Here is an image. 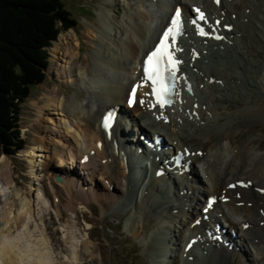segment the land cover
Masks as SVG:
<instances>
[{"label": "bare ground", "instance_id": "1", "mask_svg": "<svg viewBox=\"0 0 264 264\" xmlns=\"http://www.w3.org/2000/svg\"><path fill=\"white\" fill-rule=\"evenodd\" d=\"M152 1L149 0L150 3H154ZM214 1L166 0L168 8L181 5L187 13L191 11L190 6L192 4L201 5L202 10L211 14L212 26H215L224 35L223 41L212 45L219 48L218 50L213 47L204 49L193 44L183 45L184 53L180 55V58L186 60V68L182 79L184 80L187 75L188 79L186 80L192 83L194 76L199 74L200 84L203 85V88L209 87L215 91L213 101L217 104H221L222 100L235 97L233 94H236L237 99L239 98L243 102L251 100L252 103L255 95L261 93L259 97L255 98L257 100L254 101L259 108L255 106L251 112L240 113L237 117L233 116L221 129L216 130L212 124V120L216 119V117H209L205 113L206 110L202 111L204 105H209L210 101L208 100L201 101L200 99L201 102L199 103L198 100L193 99L187 102L188 105L185 106L183 114L178 115L174 119L171 118L169 113L163 112V110L157 111L154 115H149L146 112L145 115V110L141 107L140 102L132 110L126 107L125 98L128 90L127 86H124L123 81H118L117 83L111 81L112 85L107 84L105 86L90 81L92 84H90V87L93 91L91 96H95L97 100L101 101V105L99 104L96 108L94 107L95 103L91 102V104L87 105V109L97 111L94 116L92 115V118L86 117L85 107L81 103L80 105H78L79 103H73L66 110L63 107L64 100L53 99L48 106L53 108L51 110L54 113L56 108L64 109L58 114L60 117H58V125H56L65 127L66 133L71 134V139H74V144H76L75 146L71 143L64 144V151H59L60 153L57 150L53 151L54 155H58L60 161L62 160L59 166L64 169L55 170L50 173V176L54 177V179L58 174L63 177L61 182L56 180V184L62 188V192L68 201V208H74V199H79L86 204L94 200L105 209L112 203L107 201V197L110 194L116 196L115 201L121 200L122 195H125L126 191L136 190L134 188L140 183V180L138 182L137 179L134 182L133 178H136L138 173H140V177L144 173L142 164H136V161L142 160L140 159L142 155L135 156V148L125 145L127 147L125 160V156H122L123 153L121 152L123 151L122 144L127 141L135 144L138 147L137 149H144L147 145L144 140L140 139V136L143 135L147 139L151 137L152 141L154 136L159 133L161 136L168 138V140L164 138L165 144L171 141L172 145L174 144L177 149L185 150V148H188L191 151L194 155L188 158L192 160L191 171L188 174L184 172L183 175L179 172L175 173V175L180 174L182 177H177V182L173 178L174 186L170 183L171 187H162L160 181H165L166 175L170 177L169 174H165L160 178L156 176L157 170L163 167L157 162L156 156H154V158L152 157L150 169L151 176L147 183L145 180H147L149 171L148 162H145L147 173L144 174L145 180L139 185L136 201L140 214L144 216L148 215L146 214L147 212H154L156 214L152 215L154 216L153 218H156L157 215L165 217L164 220L169 221L170 224L163 223V227L166 230L170 229V231H165L163 237H170V232L175 231L172 224H179L178 222L180 221L178 219L182 220L184 229L180 230L183 234V236L181 235L182 242L180 244L184 243V247H186L190 239L199 238V241L189 251H185L187 257H195V259L201 257L203 261L210 260V263L213 264L221 262L229 264H264V153L251 147L253 142L256 141L255 139H240L241 132H244V128L250 124L246 119L264 113V20H262L263 18L261 19V16L253 14L254 9H264V0H221L219 7ZM238 1H240L239 5H241L242 9L238 8L235 10L234 8H237ZM163 2V0H156V4L160 3L159 5H162ZM167 3L164 2L166 7L162 6V8L165 7L164 9L167 10L165 11L166 13L168 12V9H166ZM240 15L244 18L240 19ZM139 17L131 18L132 23L130 25L127 24L124 28L127 34L126 39L121 38L122 40L117 43L114 41L113 43L114 46L118 47L116 52H114L116 61L122 63L121 67L124 70L134 72V75L127 78L128 85L134 82L139 73L137 68L133 69L132 64H136L137 59L149 50L157 32V26L163 23L162 20L161 23H157V26L153 28L151 24L155 21L157 22L154 16H146L145 19L148 20V25L141 24ZM217 19H220L221 22L218 23ZM239 22H241V25L244 22L248 24L243 26V28H238ZM228 27H231V31H227ZM100 28L103 31L105 30L104 27ZM95 31L94 29L93 35H95ZM191 33L197 41H201L196 36L198 30L191 31ZM105 34L108 35L109 32L106 31ZM141 39H144V41L140 42ZM94 41L100 46L104 39L96 36ZM58 47L57 50L60 51ZM221 49L223 54L220 52ZM195 51L199 52L197 57H195ZM66 52L72 58L78 56L76 52ZM66 52L64 53L65 55ZM99 52L102 56L100 57V60H102L100 62V70L103 73L106 71L107 66H111V57L102 51ZM103 55H106V57H103ZM120 57L122 60H120ZM63 58L64 60L59 66L60 72H62V68L65 69L70 63L65 57ZM220 58L226 61L225 65H223L224 62L222 65L217 64L221 61ZM253 58H259V61L254 62ZM206 59H208L207 62L213 60L217 63L214 65L206 64ZM260 61L263 62V65ZM112 64L114 65V63ZM126 65L129 66L127 67ZM73 72L70 73V76ZM87 73L88 68L79 74L81 81L76 80L84 83L85 79L81 78L86 76ZM89 80L90 78H88ZM81 94L82 92L78 95L80 96ZM77 101L78 99L76 98L75 102ZM82 107L84 109H81ZM111 107H119L118 112L120 115L113 131L110 132L113 138L109 141L107 134L100 129L99 116L105 109ZM209 108L211 109L210 106ZM209 108L207 109L208 111ZM54 113H51L52 116ZM140 113L142 114L139 118L138 115ZM52 116L51 121L54 122ZM166 118L170 120L168 124L164 123ZM208 121H211L210 127L205 129L204 126L208 127ZM128 129L132 131L131 134H129L130 131ZM166 129H168V132H160ZM115 132H117V138ZM53 139L56 138L53 137ZM100 143L101 145H99ZM35 151L34 149L28 151L26 156L34 160L35 156L33 154ZM169 155L160 157L159 161L164 162L166 160L170 162L171 157ZM68 157L72 161H69ZM87 157L88 160L86 161ZM64 158L66 159L65 161L63 160ZM66 161H68L67 165L71 166L68 171L66 169L67 166L65 167ZM49 163L50 161L48 162L47 160L46 165L50 166ZM199 163L202 164L203 178L202 176L200 178L196 169V165ZM100 165L103 167L102 170L104 172L110 171L113 177H103V173H100ZM130 173H132L130 175L132 176V183L130 181L127 183ZM171 174L173 175L174 172ZM239 176H245L246 179L237 178ZM100 177L102 178L101 181L99 180ZM84 178L89 184L91 183L90 186L92 188L97 186L96 181L98 180L101 184L95 190H92L85 185ZM238 182H243V186L238 185ZM152 183L157 184L155 187L157 192L153 193L154 190H151L153 196L160 195L161 199L152 198L150 206L149 202L151 200L146 199V189ZM16 185L18 184L15 181L10 160L2 156L0 158V264H55L56 258L52 253L49 240L42 238V236H46L44 234L45 231H41L38 238L30 240L31 237H34L31 234L35 232L34 230L31 231L30 228L34 207L27 197H22L24 192L18 189ZM232 185H234V188ZM3 186L12 189L10 195L6 198L1 195ZM44 196L46 195L44 194ZM204 196H207V198L211 196L215 200V204L212 207L206 208V213L210 214L208 221H205L202 218L203 214L200 213L202 209H200V206ZM50 203L52 204V202ZM206 204L207 199L204 206ZM217 213L223 215L228 224V229L233 234H236L235 239L231 238L233 234L223 233L224 227L216 219ZM117 215L120 214L117 212ZM185 216H187L186 219ZM211 232L212 234L209 236ZM216 234H221L223 238L229 239L230 242L234 241V247L230 249L229 246L224 245L222 242H212V238ZM74 240L76 239L74 238ZM157 240L159 239H156L152 245L153 250L160 247ZM171 242L172 244L169 243V245L165 242V250L161 255H169V251L177 253V245L179 247L180 244H177L175 240ZM209 244H213L215 249H211ZM198 247H201L203 251L201 256H199ZM182 252L184 253V251ZM249 253H251L253 258H248ZM73 254L74 256H71V259H77V252L74 251ZM175 255L176 259H178V255ZM172 256L170 255L171 258ZM247 259H249V263L245 261ZM184 264L191 263L186 258Z\"/></svg>", "mask_w": 264, "mask_h": 264}, {"label": "rangeland", "instance_id": "2", "mask_svg": "<svg viewBox=\"0 0 264 264\" xmlns=\"http://www.w3.org/2000/svg\"><path fill=\"white\" fill-rule=\"evenodd\" d=\"M63 1L65 8L70 12L71 18L75 21V26L69 30H62L57 41L49 47V66L44 71L46 78L39 85L31 87L29 96L22 104L20 131L26 143L24 150L15 155L3 154L0 156V158L5 156L10 160L14 171V178L18 184L16 187L23 190L24 195H22V197H27L34 207L33 220L30 224V228L31 231L34 230L35 232L31 234L34 235V237H31L30 240L38 238L41 231H45L44 234L46 236H42V238L49 240L52 253L56 258L55 264H184V259H186L185 254L182 253L184 244H180L183 236L180 230L184 229L183 221L178 219V221H180L178 222L179 224H172L175 231L170 232V237H163L165 231H170V229H164L163 223L170 224V222L164 220L165 217L163 218V216L161 217L160 215L153 218L154 216L152 215L156 214L154 212H147L146 214L148 215L144 216L140 214V209L136 201L139 185L142 183V179L145 178L144 175L140 179L138 186H136L137 188H134L136 190H125V195H122L123 197L121 200L115 201L116 196L110 194L107 197V201L112 203L110 206L105 207V209H103L100 203L94 200L86 204L79 199H74V208H68V201L62 192V188L57 186L56 177L54 179V177L50 176V173L55 170L63 169L62 166H59L62 160L60 161L58 155H54L55 153L53 151L57 150L58 153H60L59 151H64V144L71 143L74 146L76 144H74V139H71V134L66 133L67 130L65 127H61L62 125L57 126L58 117H60L58 114L64 109L56 108V112L54 113V111L51 110L53 108H49L48 106L53 99L64 100L63 107L66 110L72 106L73 103H79L78 105L81 103L83 107H85V109L83 107L81 109H84L86 117L92 118V115L94 116L97 111L87 109V105L92 102L93 104L95 103L94 107L96 108L101 101L97 100L95 96H91V92L93 91L90 87V81L104 86L107 84L112 85L111 81L116 83L118 81H123L126 87L128 86L126 80L128 81V76L132 75V71L124 70L123 67H121L122 63L116 61L114 52H116L118 47L113 45L114 41L117 43L122 40L121 38L126 39L127 34L124 28L127 24L130 25V23H132L131 18L133 17L143 16L139 17L140 23L146 25L149 24L148 20L145 19L148 15L151 17L154 16L158 24L161 23L162 20L164 21L166 18V10L164 8L166 6L162 8V5H159L160 3L156 4V2H154L151 4L149 0ZM239 4L240 1H238L237 8H234L235 10L238 8L242 9ZM166 9H168V3ZM253 14L261 16V19L263 18L262 20H264V9H254ZM241 18L244 17L240 15V19ZM240 23L241 22L238 23V28H243V26L248 24L244 22V24L241 25ZM100 27H104L105 30L103 31ZM249 27H251V25H249ZM94 29L96 30L95 35H93ZM106 31L109 32L108 35L105 34ZM96 36H100L104 39V42L100 46L94 41ZM142 41H144V39L140 40V42ZM200 46L205 49L207 47L219 49L217 47L215 48V46H210V44L206 42H202ZM57 47L60 51L57 50ZM66 51L76 52L78 56L72 58ZM99 51L106 53V55H110L111 66L113 65L112 63H114L112 68L108 64L109 66H107L106 71L103 73L100 70V62H102L100 57L102 56ZM65 52L66 55L64 54ZM220 52L223 54V50ZM106 55H103V57H106ZM235 55L237 56V54ZM63 57L70 63L65 69L62 68V72H60L59 66L64 60ZM120 60H122L121 57ZM253 61L258 62L259 58H253ZM205 63L214 65L217 62L213 60L207 62L206 60ZM222 63L225 65L226 61L221 60L217 64L222 65ZM132 65H134V63ZM126 66L128 67L129 65ZM86 68H88V75L86 74V76H84L85 78H81L85 79V82H79L81 81L79 74ZM71 72L73 73L70 76ZM198 75L199 74H197V76ZM124 76H126V78H124ZM197 76H195L193 80V96H191L193 98L191 100L196 99L199 103L203 100L210 101L209 105H202L203 109L201 106L200 108L202 111L206 110L207 112L205 111V113L209 117H216V119L212 120V124L216 130L221 129L233 116L237 117L240 113L245 114L251 112L255 106L259 108L254 101L257 100L255 98L257 96L259 97L261 93L255 95V98L252 99V103L251 100L249 102H243L239 100V98L237 99L236 94H233L235 97L233 96L227 100H222L221 104L215 103L213 101L215 91L209 87L203 88V85L200 84L201 79ZM88 78H90L89 81ZM79 91L82 92L80 96L78 95L80 93ZM208 96H210L212 100ZM76 98L78 99L77 102H75ZM208 108L209 111L207 110ZM169 111L171 116L177 115L176 107L169 109ZM51 113H54V115L52 116ZM258 115L259 114H257L256 117L251 116L246 119L250 124L244 128V132H241L240 139H255L256 141L253 142L252 146L264 153V113ZM51 116L54 122L51 121ZM210 122L211 121H208V127L204 126L205 129L210 127ZM128 131H130V133L128 132L129 134L132 133L130 129H128ZM53 137L56 139H53ZM32 149L36 150V153L34 152L33 154L35 156L33 158L34 160L26 156L27 152ZM47 160L48 162L50 161V166L46 165ZM63 160L65 161L66 159L64 158ZM69 161L72 160L69 158ZM70 167V165L67 166V171L71 169ZM99 167L101 169L100 173L104 175L103 177H113L110 171L104 172V170H102L103 167L101 165ZM146 173L147 168L146 170L144 169V174ZM130 175H132V173L128 175L127 183L129 181L132 183V176ZM57 176L60 175L58 174ZM139 177L133 178L134 182L137 181ZM148 177H150V173ZM237 178L246 179L245 176H239ZM85 179L86 178L83 179L85 185L92 190L99 187L101 184L99 180H102L100 177V179L96 181L97 186L92 188L90 186L91 183L89 184ZM92 183L94 182L92 181ZM160 184H162V187L169 185L165 184V182H161ZM156 186L157 184L152 183L150 187L146 189V199L151 200L149 202L150 206L152 198L161 197L160 195L153 196V193L156 191ZM1 190V195L6 198L10 195L12 189L3 186ZM151 190H154V192L152 193ZM44 194L46 196H44ZM50 202H52V204ZM87 206L91 208L92 212ZM117 212L120 215L116 216ZM186 217L187 216H185V219ZM162 220H164V222H162ZM74 238L76 240H74ZM155 238L159 239L157 242H159L160 247L159 249L156 248L153 250L152 245L155 243ZM170 240H175L177 244H180L179 247L177 245V253L169 251V255H161L165 250V242H167L168 245L169 243L172 244ZM74 251L77 252V259H71V256H74ZM175 254L178 255V259H176ZM249 254L248 258H253L251 253ZM170 255H173L172 258ZM194 260L195 264L210 263V260L203 261L202 258L199 259V262H197V259ZM248 260L249 259L245 261L248 262ZM219 264L229 263L221 262Z\"/></svg>", "mask_w": 264, "mask_h": 264}, {"label": "trees", "instance_id": "3", "mask_svg": "<svg viewBox=\"0 0 264 264\" xmlns=\"http://www.w3.org/2000/svg\"><path fill=\"white\" fill-rule=\"evenodd\" d=\"M74 26L63 0H0V156L25 148L22 104L46 78L47 48Z\"/></svg>", "mask_w": 264, "mask_h": 264}, {"label": "snow or ice", "instance_id": "4", "mask_svg": "<svg viewBox=\"0 0 264 264\" xmlns=\"http://www.w3.org/2000/svg\"><path fill=\"white\" fill-rule=\"evenodd\" d=\"M218 2L219 0H217V3ZM196 11L199 12V9ZM199 19H205L202 12L199 15ZM192 23L196 24V20H193ZM180 34V10L177 9L171 26L163 33L155 49L147 55L144 61L143 79L144 81L151 82L152 94L156 97V102L160 104L161 107L168 102L167 97L172 94L175 88L174 82L176 79V72L181 61L175 58V51H180V49H175L174 51L173 48L176 37ZM200 35H207V33H205L203 29H200ZM216 38L221 39L222 37ZM141 86H143V83L133 87V97H135L137 88ZM132 102V100L129 101V103ZM141 103H143V101H141Z\"/></svg>", "mask_w": 264, "mask_h": 264}, {"label": "water", "instance_id": "5", "mask_svg": "<svg viewBox=\"0 0 264 264\" xmlns=\"http://www.w3.org/2000/svg\"><path fill=\"white\" fill-rule=\"evenodd\" d=\"M59 180V179H58Z\"/></svg>", "mask_w": 264, "mask_h": 264}]
</instances>
